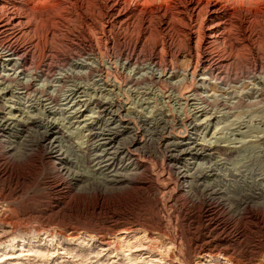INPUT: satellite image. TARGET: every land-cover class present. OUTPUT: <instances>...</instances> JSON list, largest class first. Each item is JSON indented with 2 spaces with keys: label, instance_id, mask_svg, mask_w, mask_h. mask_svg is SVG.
<instances>
[{
  "label": "rangeland",
  "instance_id": "rangeland-1",
  "mask_svg": "<svg viewBox=\"0 0 264 264\" xmlns=\"http://www.w3.org/2000/svg\"><path fill=\"white\" fill-rule=\"evenodd\" d=\"M52 1L40 11L37 19L34 17V29L38 28L35 33L26 32L23 41L28 42L36 36L43 55L53 48L59 51L68 48L63 50L68 53L70 46L76 44L91 53L94 45L100 61L104 62L105 73L74 79L64 87L59 86L60 78L67 73H55L60 74V78L59 75L52 77L54 73L47 78L36 77L35 73L22 74L15 82L0 85L2 91L5 89L0 99V119L13 115L20 120L41 117L47 122V119H55L65 135L60 145L73 159L69 164L71 171L85 172V179L89 181H83L80 187L67 173L52 172V163L44 158L43 150H33L31 156L19 161L0 143V241L26 242L20 250L0 253V264H264V183L260 184L264 182V0H218L232 3L233 10L236 7L233 22L242 19L245 33L238 31V34L231 26L232 32H236L233 37L230 35L232 42L225 43L224 47L216 45V50L229 57L222 73L217 72L216 80L203 79L198 68L197 53L204 51L199 41L177 32L179 26L173 20L170 27L163 22L167 4L161 0L147 5L143 4L144 0H130L131 6L127 4L129 24L113 22L109 12L111 0ZM185 1L169 0V11L180 9L185 17L183 24H193L187 18ZM154 52L161 53L158 61L169 65L170 73H162L151 66L149 59L155 56ZM185 52L194 53L190 62L181 61ZM95 59L94 56L83 58V67L75 66L76 71L87 70V66L98 62ZM9 72L3 71L1 75L9 74L12 78L19 75ZM154 74L161 80L156 85L148 80L136 83ZM17 80L21 86L17 85ZM24 80L44 88L43 95L57 93L61 97L59 102H48L46 97L27 92L22 88ZM170 84H175L174 89ZM197 84L205 88L201 95L194 96L191 90ZM67 96L68 100L61 101ZM109 98L116 102L119 112L99 118V122L95 120L93 132L96 126L124 128L126 122L130 123L129 126L135 127L137 138L145 140V146L134 150L136 147L129 143L133 135L127 128L117 143L134 151L145 167L135 175L134 182L105 188L100 181L106 178L107 171L98 168L96 163L106 155L103 156V151L95 145V134L92 136L95 140L89 145V130L78 122L86 114L99 115L96 99ZM81 109L87 112L79 116L81 118L73 117L76 110ZM201 109L202 112L197 113ZM111 116L121 119L112 120ZM210 116L214 127L210 125L207 131L204 125L193 131L190 120L193 122L199 117L201 122ZM153 122H165L167 127L153 130ZM186 134L194 135L215 149L211 157L195 160L197 164L190 165L196 178H200V185L191 192L184 190L176 177L175 167L181 166L184 159L173 161L171 155L176 156V151L173 152V146L166 142V136L173 141ZM12 167L13 174L18 170L22 176L11 175ZM6 168L9 171H5ZM129 227H135L138 233H120ZM95 235L106 236L114 244H103ZM207 244L227 249L230 259H201L198 250ZM118 251L120 255L116 254Z\"/></svg>",
  "mask_w": 264,
  "mask_h": 264
},
{
  "label": "bare ground",
  "instance_id": "bare-ground-1",
  "mask_svg": "<svg viewBox=\"0 0 264 264\" xmlns=\"http://www.w3.org/2000/svg\"><path fill=\"white\" fill-rule=\"evenodd\" d=\"M51 1L52 0H0V76H1L0 77V80L3 79L2 80L3 82L0 81V85H2V83H4V82H11V81L15 82L14 80H16L17 78H19L22 74H25L26 75V73L28 75L29 74H32V73H35L34 75L36 77H42V78H47L50 75H52L53 73L54 74H53L52 77L59 75L58 78H60V74L57 75L55 73H67V74H62V76L60 78L61 79V84H59V86L60 87H64L65 85H67L69 83V81H73L74 79L75 80H77V79H80V80L82 79L83 80L84 78L87 79L90 75H95V74L96 75H100L101 73H105L104 72L105 67H104V64H103L104 62L102 63V61H100V59L98 57V52L99 51L98 50H97L98 52L95 51V48L93 47L94 45L92 46L91 53L85 52L86 50H84L80 46L81 44H76V46L75 45H73L72 47L70 46L71 51L68 52V53H66V52L64 53L63 50L66 51V49H68V48L65 47L66 49H63L62 50L63 52L62 51H59V50H57L55 48H53V50H51L48 53H45V55H43V54H41L42 52L39 51L40 50V47L42 48V45H41V43L39 41L35 40L36 39V36H35V39H31L30 41L28 40V42L27 41L26 42L23 41V37L26 34V32H29V33L34 32L35 33V30L38 27L36 29H34L35 28V24H33L34 23V17L37 19V17H39V14L41 13L40 11L43 10V8L45 6L50 5L51 4L50 3ZM153 1H156V0H144L143 1V4H146L147 5V4H150V2H153ZM161 1H163V2H165L167 4L166 6H164L165 7L164 14L162 13L163 16H164V21L163 22L166 23V26L170 27L172 25L171 23L174 21L179 26L177 28L179 31L177 30V32H180V33H182L184 35L186 34L188 36V38L192 36V38L196 39V41H199V44L198 45L200 47L203 46L204 47L203 48L204 51H201L200 50L199 53H197L199 55V56L197 55L199 57L198 58V61L199 62L198 61L196 62V63H199L198 68L201 71V74L204 76L203 79H206V80L207 79H210V80H214L215 79L216 80L219 77L217 72H221V70L225 66V64H224L225 60H228L229 59V57L227 55H225V53L223 54L221 51H218V50L215 49L216 45L222 44L223 45L222 47H224V44L225 43H231L232 42V41H230V35L232 36V34L233 33L236 34V32H232L231 26L233 27V29L235 31H237V33H238V31L241 32V33H243V32L245 33L244 24H243L242 19L239 22H233V20H234L233 17H235L234 15L236 14V10H235L236 7L233 10V8L231 7L232 3H231V5H229V3L227 4V3L221 2L222 0L221 1H218V0H186L185 1L184 0L185 1V4H186L185 6H187V7H185V9L188 11L187 18H188V20L190 22H192V23L194 22V23L193 24H189L187 22V24L186 23L183 24L185 17L183 15V13L181 12V10L180 9H177L179 11L176 12L174 10V11L170 12L169 11V8L171 6L169 5L170 4L168 2L169 0H161ZM129 2H130V0H111L109 12L111 13L110 16H111V19L113 18V22L114 21L115 22L121 21V23H128L129 24L130 18L128 17V6H127V4ZM65 3H67V2H65ZM181 3H182V1H181ZM61 5H63V4H61ZM136 5H138V3ZM162 5H164V4L162 3ZM129 6H131V5H129ZM133 7H135V6H133ZM172 7H175V6H172ZM161 9H162V7H161ZM51 11H52V9H51ZM140 11L142 12V10H140ZM240 12H242V11H240ZM237 13H239V12H237ZM242 17H243V15H242ZM239 19L240 18H238V20ZM39 20L41 21L42 19H39ZM44 20L42 22H45ZM121 25H123V24H121ZM41 28H42V26H41ZM125 28H127V26ZM171 28H173V27H171ZM165 30H166V28H165ZM40 32H41V30H40ZM104 33H101L102 36H103ZM41 34H43V32ZM238 34H240V33H238ZM32 35H34V34H32ZM182 37H183V35H182ZM184 37H186V36H184ZM235 37H236V35H235ZM21 40H22V42H21ZM47 40H48V38H47ZM70 41H72V40H70ZM101 42H102V40H101ZM43 43H44V41H43ZM156 43H158V42H156ZM67 47H69V46H67ZM227 47H228V44H227ZM59 49H60V47H59ZM228 49H230V48H228ZM132 51L135 52V50H132ZM188 51H190V50H188ZM232 51H234V50L232 49ZM238 51H240V50H238ZM158 53H155V56H153L151 59H149V62L151 64V66H153V68H156V70H161L162 73H167V74L170 73V69L171 68L169 69V67H168L169 65H163L164 62H160L161 60L158 61V56H161V53L160 54H158ZM100 54H101V51H100ZM193 54L194 53H192V52L182 53L181 57H183V59L181 61L184 62V60H185V62H186V60H188V61L189 60H192V58L194 57ZM93 56L98 60V62H96L95 64L93 63V65L87 66L88 69L85 70V71L84 70L83 71H79L78 70L79 72L76 71V67L75 66L79 65V67H81V68L83 67V62H84L83 58L84 59L93 58ZM237 58H240V57L238 56ZM96 59H95V61H96ZM128 60H130V63H131V58H128L127 61ZM8 66H10V68H8ZM227 66H229V65H227ZM2 68H4V69H2ZM3 71H10L9 73H19V75L16 76L15 78L14 77L12 78L9 74H6V75L3 74V75H1ZM68 73H71V74H68ZM81 73H83V74H81ZM193 78H194V75H193ZM134 79H135V77H133L132 80H134ZM146 80H148V82L151 81V82L155 83V85L159 81H161L159 79V77L158 76H155V74H154L153 76H150L147 79H143L142 78V80H141V78H140V80H137L136 83H140L142 81L144 82ZM134 82H133V85H135ZM16 83H17V85L21 86V83H20L19 80H17ZM22 85H23L22 88H24L27 92L28 91L34 92V93H37L38 95H41L42 97L48 98L47 99L48 102L51 101L52 103H57V102H59V100L61 98V97L58 96L57 93H54V92H53V95H52V93H51V95H43V92H44L43 89L44 88L42 89V88L36 87L35 84H33L32 81L31 82L30 81L27 82V81L24 80V81H22ZM173 85H175V84H173ZM173 85H171V88L173 87V89H174V86ZM203 88H205L203 86V84H200V85L197 84V85H195L194 88L191 90L193 92L192 95H194V96L201 95V90ZM4 91H5V89H3V91L0 89V99H2L1 97L4 96V94H5ZM172 91H175V90H172ZM70 95H71V93H70ZM202 96H203V94H202ZM205 98H206V95H205ZM68 99H69V96L65 97L64 99L62 98L61 101L62 100L63 101L64 100H68ZM110 100H102V99L101 100H98V99H96V102H97L96 103V107H99V109L97 108L99 110V115L96 114L97 116L96 115L93 116L92 113H91V115L90 114L89 115L86 114V117L84 119L83 118L82 119H79V122H78V123H83L85 125L84 127L88 128V130H89V136L91 138V139L89 138L90 139V142H91L89 145H91L92 144V141L95 140V139L92 140V136L95 134V136L97 137V140H96V144L95 145L97 146V148H100V150L103 151V153H104V154L102 153L103 156L106 155L105 158H103L102 160H100V161H98L96 163V165H97L98 168H100V169L102 168V169H104V170L107 171V173L105 175L106 178L105 179H101V181H100L101 184L105 188H107L110 185L111 186L119 187L122 184L134 182L135 175L137 173H140V171H142L141 168L145 167V165H143V164L140 163L141 161H139V159L137 160V158L133 154L134 151H131L130 148L127 149L125 147V145H123V144H122L123 145L122 146L121 143H120L121 146H119V144L117 143L118 141H120L119 137H121V136H123L125 134L124 129L127 128V131L128 132L130 131V134L133 135V136L130 137V142L129 143L132 145V147H136L134 150H137V148L140 149V147L145 146V140L141 141L142 138L141 139H138L137 138V135H135L136 132L134 133V131H135L134 128L135 127L134 126H129L130 123H127L126 122L127 126L126 127L123 126L124 128H122L121 126L115 127V126L108 125L107 129H103V128L98 127V126L95 125L96 126L95 127L96 132H93V129H92L93 126H94L93 125V122L95 120L98 119V122H99V118H103L104 116H107V115L108 116L109 115H114V114L116 115L115 112H117V111L119 112V109L116 108V105H115L116 102L114 103V101H112V100L110 101ZM187 102H189V101H187ZM203 102H204V99H203ZM208 105H207V107H209ZM70 108H71V106H70ZM114 108H115V110H114ZM196 109H198V107ZM81 110H76V112L73 111V112L76 113V114H73V117H75L76 119L81 118L79 116H82L84 113L87 112L85 110H82V111ZM91 110H93V109H91ZM112 110H114V112ZM231 110H233V109H231ZM112 112H113V114H112ZM118 112H117V114H118ZM200 112H202V109L201 110H197V113H200ZM133 113H134V111H133ZM202 114L203 113H201V115ZM127 116H130V115H127ZM188 116H189V114H188ZM190 116H191V114H190ZM117 117H118V119H121V117H119V116H117ZM194 117H192V118H194ZM176 118H178V117H176ZM185 118H183V120ZM110 119L115 120L117 118L114 117V116H111ZM189 120H190V118H187V121H189ZM210 121H212L211 116H210V118L205 119V120H203L201 122H199V117H197L196 119H194L193 122H192V120H190V123H193V127H192L193 131H198L199 128H201L204 125H205V130L208 131V129H210L209 126L210 125L211 126L214 125V123H210ZM76 122H77V120H76ZM165 122H163V123L162 122H160V123L159 122H156V123L153 122V123H155V124H153L154 127H152L153 126L152 124H151L152 126L151 125H149V126H151L153 130H155L156 128H161L162 129L164 127H167V125H166L167 123H165ZM146 124H147V122H146ZM140 127H139V129L141 130L142 128H140ZM216 127H217V125H216ZM40 128H42L43 130L40 129ZM145 129H147V128H145ZM145 129H144V133H145ZM141 131H140V133H141ZM63 133H62L61 130H59V127H57L55 119H52L51 121L50 120L48 121V119H47V122H45L44 120H42L41 117H40V119L37 118V117H34V118L29 117L28 119H24V120L21 119L20 120V119L16 118L14 115L13 116H6V117H3V118L0 119V143L1 144H4V148L7 150L6 152L10 153L17 160L22 161L23 159H26L29 156H31L33 150H40V151L43 150V156H44V158H46L48 160V163H52V165L50 167V170L52 172H55V174L58 173V172L59 173L60 172H63V173L65 172V174L67 173L71 177V180L75 184H77L78 186H80L83 181L84 182L87 181V179H85V178H87V176L84 174L85 172L84 173L82 172L83 174H81V173H79L77 171L76 172H72L71 171L72 168L70 167L69 164H70L71 160H73V159L69 155V153L67 152V150H63L62 146L60 145L61 144V142H60L61 138L65 136ZM164 133H166V131ZM196 133L197 132H194V134H196ZM171 139L172 138L170 136H166V142H168L167 145L168 146H171L172 145L173 148H174V149L172 148L173 149L172 151L173 152L176 151L175 152L176 153V156H174L173 154L171 155L172 158H174L173 161L184 159V162L183 163L181 162V164H182L181 166H177L176 165V167H175L177 181H178V183L181 184L180 186H182L184 190L186 189L187 191H190L191 192L192 190L196 189V187L198 185H200V184H198L200 178H199V176H198L199 179L196 178V176L194 174L195 172L193 173V170L194 169L191 170L190 169L191 168L190 165H192V164L194 165L195 164V160H199L200 161V160H202L205 157H209V156L211 157L212 155H214V153H215L214 150L215 149H214L213 146H210V145L206 144L205 141H204L205 143L203 141L202 142L199 141L194 135H191V136L190 135H187V136L181 137L180 139L179 138H173V141H171ZM115 143H117L118 145L115 146ZM124 143H125V141H124ZM103 146H105V147L102 149ZM99 153H101V152H99ZM93 154H96V153H93ZM99 157H100V155L97 156V159ZM85 160H87V159H85ZM86 163H87V161H86ZM91 167L89 166V168H91ZM2 170H3V167H2ZM5 171H9V169L6 168ZM10 173H11V175H15V176H20L21 175L22 176L21 171L19 172L18 170L14 171V174H13V167L11 168ZM86 174H87V172H86ZM103 180H104V182H103ZM88 181H89V179H88ZM88 181H87V183H88ZM90 182H91V180H90ZM263 183L264 182H261L260 184L262 185ZM94 184H97V183L94 182ZM88 185H90V184H88ZM215 191H216V193L218 192L217 190H215ZM263 195H261V196H263ZM251 197L254 199L253 194L251 195ZM257 197L258 198H262L260 196H257ZM246 204H248V203H246ZM5 217L6 216H4V221L6 219ZM257 218H258V216H257ZM116 230H118V229H116ZM137 230L138 229H136L135 227H129V228H126L124 230H120L121 231L120 233L121 234H126V235L137 234L138 233ZM103 235L101 237L98 236V237H100L99 240H101L103 244H107V245L114 244V243H112V242L109 241L110 238L108 240V237L103 236ZM95 236H91V237H95ZM111 236H113V235H111ZM115 237H117V236H115ZM27 238L28 237H25V239H27ZM23 241H24V239H23ZM25 245H26V242H23V243L20 244L19 241H13L12 243H9L8 244V241L6 242V241H2L1 240L0 241V253L6 251L7 254H10L12 251H14L16 249L17 250L18 249L20 250ZM114 246H113V248L115 250H118V248H116V246L115 247ZM228 252L229 251L227 249H222V248L218 247L217 245L207 244V245L201 246V249L198 250V253L197 254L199 256H201L200 257L201 259L208 258L210 260H221L220 258H222L223 260L228 261L230 259V257L228 256ZM116 254L117 255H120V252L118 251V252H116ZM198 255H197V257H199Z\"/></svg>",
  "mask_w": 264,
  "mask_h": 264
}]
</instances>
